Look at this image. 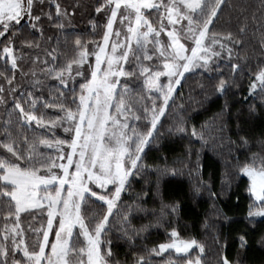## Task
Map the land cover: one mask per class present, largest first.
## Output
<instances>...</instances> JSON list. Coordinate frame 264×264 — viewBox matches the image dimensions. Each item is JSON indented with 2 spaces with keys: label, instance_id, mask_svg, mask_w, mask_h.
<instances>
[{
  "label": "snow or ice",
  "instance_id": "obj_1",
  "mask_svg": "<svg viewBox=\"0 0 264 264\" xmlns=\"http://www.w3.org/2000/svg\"><path fill=\"white\" fill-rule=\"evenodd\" d=\"M51 3L52 0L49 7ZM224 5L225 0L99 2L95 11L103 13L105 17L102 42H91L94 47L89 49V42L77 38L74 42L76 55L65 66H55L48 71V75H55L59 85L71 94L67 105H55L62 115L58 114L52 120L43 113L37 115L40 112L37 106L39 97L30 98L32 93L18 86L16 72L22 57L15 54V41L24 27L22 21L27 20V27L42 33L46 23L63 28V24L58 21L69 13L66 9L62 11L59 3H55L54 13L45 12V0H0V58H3L6 66L5 71H0V104H8L11 96V109L25 126L33 123L46 126V122L51 124V138L40 139L37 143L55 151V156H25L15 147L16 142L11 133L5 130V140L2 142L5 154L0 155V200L7 201L5 218H13V226L9 228L5 225L0 235V264H109L113 254L110 248H106L102 254L101 236L110 230L107 228L109 217L129 177L145 167V148L160 135L157 125L170 107V101L175 103L173 93L176 87L181 84L185 73L193 69L219 70L218 61L222 57L231 60L233 47L237 43L232 33L210 32V25L214 27V21L219 18ZM153 13L156 14V20L149 19ZM118 16L121 27L127 24L123 40L120 39L121 32L114 31ZM162 33L166 36L165 41L161 40ZM113 36L117 39L110 44V37ZM27 46L32 48L33 44L29 42ZM54 53V49L47 53L53 63L56 60ZM90 55L95 57V64L88 65L91 69L90 79L85 77V81L79 85L77 96L76 85L69 84L73 65L76 66L75 74L82 76V68L88 63ZM130 55L138 65L137 72L131 67L128 71L124 69ZM36 59L39 60V57ZM144 61L151 63L146 65ZM43 63L47 64L48 61ZM102 63L105 65L103 68ZM230 69L238 72L240 66L231 63ZM32 75L35 76V73ZM133 75L142 78L141 84L150 94V103L140 110V115L132 113L131 105L126 100L127 82L121 86L122 91L117 92L119 78ZM223 77L224 74L220 72L214 86L220 93L230 87ZM39 83L35 81L36 85ZM249 87L250 90L259 87V94H264V68L258 70ZM41 106L52 108L54 105L44 103ZM125 113H132L133 124L146 120L145 130L137 132L135 127L130 128ZM56 127H63V131L68 134L66 139L56 137L52 131ZM175 131L181 134L188 131L183 120ZM190 135L203 139L195 126H192ZM241 143L246 141L241 138ZM239 170L251 181L248 192L253 202L248 207L247 216L264 217V157L259 158L258 164L254 157L252 163L242 164ZM157 172L161 176L169 173L176 175L175 169L157 168ZM109 185L112 188L109 189ZM199 190L198 187L195 189L196 192ZM86 196L95 198L101 207L106 205V211L95 218L91 230L81 216V204L85 202ZM35 208L47 212V230H41L42 242L30 250L21 238L18 224L22 212ZM171 211H175V206H171ZM57 217L55 242L49 244L48 233L52 230L53 219ZM77 225L80 229L77 237H85L83 246L73 241V229ZM171 237L175 239L152 248L149 256H159L174 249L176 253L183 254L180 259L184 264H202L200 255L190 257V251L194 248L200 254L204 253L202 243L193 238L180 239L175 229ZM239 242L244 247L246 236L241 235ZM17 252L22 253L19 259L15 256ZM112 264L118 262L113 260ZM135 264H150V260L145 256H137ZM167 264L172 262L168 261ZM217 264L232 262L222 251Z\"/></svg>",
  "mask_w": 264,
  "mask_h": 264
},
{
  "label": "trees",
  "instance_id": "obj_2",
  "mask_svg": "<svg viewBox=\"0 0 264 264\" xmlns=\"http://www.w3.org/2000/svg\"><path fill=\"white\" fill-rule=\"evenodd\" d=\"M99 2L103 0H52L49 7L50 0H45V12L54 13L55 3H59L62 11L66 9L69 13L58 21L63 28L46 23L41 33L27 27V20L22 21L24 27L15 41V54L22 57L18 62L16 81L20 89L32 93L30 98L39 97L37 106L40 112L37 115L43 113L47 119L54 120L58 114L62 115L55 105L70 102V92L59 85L55 75H48V71L55 66H65L76 55L74 42L77 38L89 42V49L94 47L91 42H102L105 17L95 11ZM149 19L156 20V14ZM211 31L232 33L237 43L231 60L222 57L218 61L219 70L197 68L182 79L173 97L175 103L170 102L157 126L160 135L145 148V167L129 178L126 190L109 218L107 228L110 230L101 236L102 254L106 248H110L113 254L109 264L113 260L118 264H135L137 256H145L150 264H167L168 261L184 264L180 259L182 255L174 251L149 256L152 248L175 239L171 237L173 229L179 233L180 239L193 238L204 245L203 254L195 248L190 251L191 258L201 256L202 264H217L222 251L232 264H264V217L247 216L248 207L253 202L248 192L250 181L239 170L242 164L252 163L254 157L257 164L259 158L264 157V94H259V87L256 90L249 87L258 70L264 68V0H225L214 27L210 25ZM29 42L33 44L32 48L27 46ZM53 49L54 63L47 55ZM45 60L47 64L43 63ZM149 63L144 61L146 65ZM231 63L238 64L240 70L231 71ZM89 64H95L92 55L82 68V76L75 74L76 66L73 65L69 84L76 85L77 96L85 77L90 79ZM5 67L3 58H0V71H5ZM130 67L134 72L138 71L131 55L124 65L125 71ZM220 72L230 85L223 93L214 88ZM65 77L68 78L67 72ZM141 79L138 75L120 77L117 86V92H120L121 86L127 82L126 100L136 115H140V110L150 103V94L143 88ZM37 80L40 81L38 85L35 84ZM10 101L11 96L8 104H0V155L5 154L2 142L7 130L16 142L15 147L25 156H55L54 150L37 143L40 139L51 138V124L25 126L12 111ZM44 103L54 106L42 107ZM132 113H125L130 128L143 132L147 121L133 124ZM112 114L116 115L115 112ZM181 120L188 129L183 134L175 131ZM192 126L203 139L190 135ZM52 131L60 139L68 136L63 127ZM241 138L246 143H241ZM23 163L22 160V166ZM157 168L175 169L176 175L161 176ZM197 187L199 192L195 191ZM171 206H175L174 212ZM6 208L7 201L0 200V235L5 225L13 226V218H5ZM103 211H106V205L101 207L95 198L86 196L81 204V216L89 230ZM47 219V212L41 209L20 214L21 238L30 250L42 242L41 230L47 228ZM79 231V227L74 229L73 241L83 246L85 237H77ZM241 235L246 236L244 247L240 246ZM54 237L55 228H52L49 244L53 243ZM21 255V252L15 254L17 259Z\"/></svg>",
  "mask_w": 264,
  "mask_h": 264
},
{
  "label": "rangeland",
  "instance_id": "obj_3",
  "mask_svg": "<svg viewBox=\"0 0 264 264\" xmlns=\"http://www.w3.org/2000/svg\"><path fill=\"white\" fill-rule=\"evenodd\" d=\"M126 27H127V24L125 23V25L123 26V27H121V25L119 24V16H118V22L116 23V24H114V31H120L121 32V37H120V39L121 40H123V33H124V31H126ZM116 37H110V44L111 43H114L115 41H116ZM161 40L162 41H165L166 40V36H165V34H161ZM181 42L182 43H184L185 41L182 39L181 40ZM190 43V42H189ZM187 46V45H186ZM105 65L102 63V65H101V67L103 68ZM186 74H188V73H185V75ZM161 81L163 82L164 81V78L162 77L161 78ZM182 81V80H181ZM181 85V84H180ZM180 85L179 86H177L176 87V90H175V92L173 93V97H174V95H175V93H176V91L179 89V87H180ZM258 88V87H257ZM171 102V101H170ZM111 111V110H110ZM161 119V118H160ZM159 124V123H158ZM158 126V125H157ZM133 176V175H132ZM132 176H130V177H132ZM246 176V175H245ZM129 177V178H130ZM247 177V176H246ZM248 179H249V181H250V178L249 177H247ZM129 180V179H128ZM250 183H251V181H250ZM111 185H109L108 187H110ZM126 186H127V183H126V185H125V189H124V191H122L121 192V196H120V199L122 198V196H123V194H124V192H125V190H126ZM119 199V200H120ZM119 200L116 202V206L113 208V212H114V210L116 209V207H117V203L119 202ZM35 209H39V208H35ZM30 210H33V209H30ZM23 213V212H22ZM110 218V217H109ZM57 220H58V217L57 218H54L53 219V226H52V228H55V231L57 230ZM77 227H79V225H77L76 227H74V229L75 228H77ZM74 229H73V232H74ZM45 230H47V228L45 229ZM48 235H50V232L48 233ZM55 242V237H54V241H53V243ZM168 251H174L175 252V250L174 249H169ZM192 251V250H191ZM167 252V251H166ZM47 253V252H46ZM164 253V252H163ZM176 253V252H175ZM177 254H179V255H183V254H181V253H177Z\"/></svg>",
  "mask_w": 264,
  "mask_h": 264
}]
</instances>
